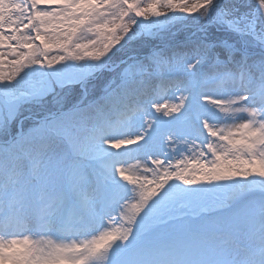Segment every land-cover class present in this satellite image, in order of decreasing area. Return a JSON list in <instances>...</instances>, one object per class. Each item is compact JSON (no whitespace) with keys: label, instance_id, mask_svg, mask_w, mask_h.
<instances>
[{"label":"snow or ice","instance_id":"obj_1","mask_svg":"<svg viewBox=\"0 0 264 264\" xmlns=\"http://www.w3.org/2000/svg\"><path fill=\"white\" fill-rule=\"evenodd\" d=\"M0 264H264V0H0Z\"/></svg>","mask_w":264,"mask_h":264}]
</instances>
